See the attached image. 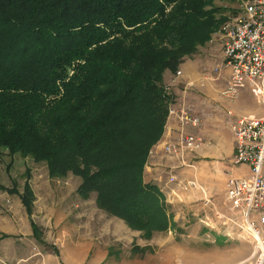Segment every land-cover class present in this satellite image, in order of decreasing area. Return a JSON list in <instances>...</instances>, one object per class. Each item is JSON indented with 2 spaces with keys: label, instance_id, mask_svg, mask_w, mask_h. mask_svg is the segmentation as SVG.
<instances>
[{
  "label": "trees",
  "instance_id": "obj_1",
  "mask_svg": "<svg viewBox=\"0 0 264 264\" xmlns=\"http://www.w3.org/2000/svg\"><path fill=\"white\" fill-rule=\"evenodd\" d=\"M227 19L213 0H0V159L78 176L80 195L150 238L170 216L143 174L171 103L163 73Z\"/></svg>",
  "mask_w": 264,
  "mask_h": 264
},
{
  "label": "rangeland",
  "instance_id": "obj_2",
  "mask_svg": "<svg viewBox=\"0 0 264 264\" xmlns=\"http://www.w3.org/2000/svg\"><path fill=\"white\" fill-rule=\"evenodd\" d=\"M246 1L248 0H213V4L231 18L236 12L229 13L240 12ZM219 29L220 27L212 34L206 46L199 47L195 53H198V75L213 77L219 74L218 85L222 83V78L227 73L223 44L218 36ZM224 90L220 91V95L230 98L223 94ZM251 101L249 96L247 102L252 103ZM226 108L228 107L220 110L222 121H227L230 117ZM160 141L161 139L149 150L148 156L154 152ZM202 146L203 144L195 152L201 150ZM233 157L234 152L232 160ZM79 183L80 178L76 175L69 173L65 177L51 178L43 162H36L31 157H22L19 154L11 157L4 152L0 159V184L4 187L0 188V225L15 228L16 234H22L23 227L27 228L29 220L25 215H31L35 222L40 223L42 237L55 247L53 252L58 264H65L57 248L64 247L65 236L68 237L70 232L72 235L78 234V240L85 241L86 244L92 242L103 246L106 243L107 247H110L101 264L253 263L255 241L241 214L227 198L225 189L222 193H214L212 197L205 199V202L198 200V214H190L193 219L198 217V220H194L197 221L196 225L193 224L194 221L189 225H184V222L180 224L179 218L172 217L178 206L176 205L174 211L167 207L170 216L166 228L153 230L150 238H144L142 231L131 229L132 235L125 232L126 230L124 232L120 230L116 225L118 221L110 222L116 217L108 215L97 206L94 193L83 197L85 199L79 198L82 197L77 192ZM198 188L203 189L199 184ZM23 197L27 203L23 202ZM78 203L83 205L80 206ZM129 238L133 240L131 245L148 244L152 247L151 252L143 255L139 251L132 253L131 245L122 243ZM110 250L112 253L109 254ZM91 253L90 251L88 254V260ZM42 254L33 247L32 251L23 257L24 259L17 260V264H46ZM8 258L10 259L9 254L0 253V264H9Z\"/></svg>",
  "mask_w": 264,
  "mask_h": 264
},
{
  "label": "crops",
  "instance_id": "obj_3",
  "mask_svg": "<svg viewBox=\"0 0 264 264\" xmlns=\"http://www.w3.org/2000/svg\"><path fill=\"white\" fill-rule=\"evenodd\" d=\"M178 70L181 71L179 76L170 70H165L163 73V81L172 93L171 106L184 105L192 115L199 118L198 126H187L184 131L201 137L203 146L201 150L187 154L185 159L188 165H182L176 157L166 154L162 146L157 145L154 152L147 158L144 179L156 183L171 210L174 211L178 206L172 217L179 218L180 224L184 222V225H189L195 219L198 220V217L193 219L191 216L198 214V200L205 202V199H209L214 193H222L225 189V181L230 177L239 178L249 175L247 165L232 162L234 140L230 124L235 116H264V103H258L248 87L239 88L235 97L226 98L220 95V91L228 86L229 69L227 68V73L223 76L220 85L217 84L219 76L198 75V53L186 58L179 65ZM249 96L252 103L247 102ZM225 107H228L226 109L230 117L229 120L222 121L220 110ZM178 135V122L174 116H169L166 119L161 140L173 141ZM170 175L176 176L177 181L169 182ZM189 181H193L195 185H188ZM198 184L203 189L200 190ZM78 205L83 204L78 203ZM25 216L29 219L28 226L27 228L22 226L24 230L22 234H16L15 228L0 225V249L3 250H0V253L10 255L9 264H17V260L24 259L23 257L35 247L37 251L43 253L42 257L46 264H58L53 252L55 247L42 237L40 223L35 222L31 215ZM116 218L111 219L110 222L118 221L116 225L120 230L123 232L126 230L125 232L132 234L127 224L122 219ZM193 224L196 225L197 221ZM77 236L78 234L72 235L70 232L68 237L65 236L64 247L57 248L63 262L65 264H101L108 255L110 247L108 248L106 243L103 246L92 242L86 244L85 241H79ZM131 241L133 240L129 238L122 243L131 245ZM137 245L146 247L140 252L142 255L152 250L148 244ZM90 251L92 253L88 260Z\"/></svg>",
  "mask_w": 264,
  "mask_h": 264
},
{
  "label": "built area",
  "instance_id": "obj_4",
  "mask_svg": "<svg viewBox=\"0 0 264 264\" xmlns=\"http://www.w3.org/2000/svg\"><path fill=\"white\" fill-rule=\"evenodd\" d=\"M218 36L223 44L224 64L229 69L228 86L223 94L235 97L239 88L248 87L257 102L264 103V0L244 2L240 12L222 23ZM175 75H181V71L176 70ZM167 94L172 102L169 87ZM168 115L176 118L179 135L173 141L161 140L159 145L166 154L188 165L186 154L195 152L203 141L184 128L198 125L199 118L186 106L171 103ZM231 131L235 144L233 163L247 165L249 175L228 178L225 194L255 241L252 264H264V116L235 117ZM168 181L173 183L177 178L170 175ZM188 185L195 183L189 181Z\"/></svg>",
  "mask_w": 264,
  "mask_h": 264
}]
</instances>
